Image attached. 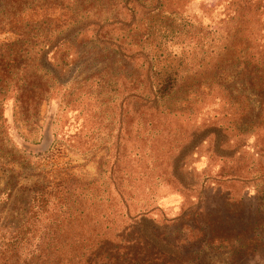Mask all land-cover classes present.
Here are the masks:
<instances>
[{"label":"rangeland","instance_id":"1","mask_svg":"<svg viewBox=\"0 0 264 264\" xmlns=\"http://www.w3.org/2000/svg\"><path fill=\"white\" fill-rule=\"evenodd\" d=\"M218 1L0 0V234L26 222L30 249L49 226L140 222L157 247L181 241L183 264H264V105L242 53L209 66Z\"/></svg>","mask_w":264,"mask_h":264},{"label":"trees","instance_id":"2","mask_svg":"<svg viewBox=\"0 0 264 264\" xmlns=\"http://www.w3.org/2000/svg\"><path fill=\"white\" fill-rule=\"evenodd\" d=\"M99 1L101 3V0ZM216 7L223 16L217 29L226 31V34L220 36L223 42H220L215 49V63L209 66L219 74L225 73L222 65L228 60L227 55L230 51L242 53L244 55L242 71L247 76L250 86L256 87L258 96L262 97L258 100V108L261 109L264 105V0H220L216 2ZM156 9L159 11V7ZM19 14L20 12H12L10 22H17ZM231 29L234 30L232 34L228 32ZM15 56L16 54L12 59H15ZM237 66L239 67L240 64ZM155 73L158 77L156 93L161 97L171 90L173 87L171 82L174 78L168 66L156 68ZM34 83L31 80L27 82L26 92L32 94V98H39L41 89ZM36 89H39L38 92H35ZM140 214L141 218L146 217L144 213ZM221 221L212 220L209 239L213 241L218 239L217 232L224 224V221ZM231 221L234 224L238 221L242 223L241 216H233ZM216 223L218 226H215ZM248 223L249 221L246 231L250 227ZM228 224L227 221L225 225ZM140 225L141 223L137 222L125 226L113 238L103 233L88 236H81L80 233L78 236H71V231L76 233L74 226L65 224L49 226L47 233L27 249L31 237L27 238L26 234L32 228H29L26 222L23 224L16 222L7 225L5 232L0 234V264H183L182 261H177L181 241L169 247H157L147 239ZM256 229L255 221L251 230L256 231ZM160 236L165 234L162 233ZM240 236L241 234H238L233 243L239 242L241 243L239 248H244L247 243L240 242L238 240ZM223 239L226 242V239ZM248 240L254 242L253 238ZM229 241L232 242L230 239ZM24 250H26L25 255H23Z\"/></svg>","mask_w":264,"mask_h":264}]
</instances>
